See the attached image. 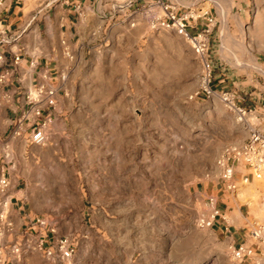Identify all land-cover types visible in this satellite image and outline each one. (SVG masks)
<instances>
[{
    "label": "rangeland",
    "instance_id": "1",
    "mask_svg": "<svg viewBox=\"0 0 264 264\" xmlns=\"http://www.w3.org/2000/svg\"><path fill=\"white\" fill-rule=\"evenodd\" d=\"M249 8L243 21L223 17L210 97L199 93L204 59L176 30L143 12H81L83 43L62 72L69 123L44 159L25 162L38 212L76 244L65 264H264L238 258L207 224L202 191L218 182L224 151L250 135L229 102L264 125V0ZM248 186L264 208V180ZM255 216L250 227L264 209ZM14 264L58 263L33 248Z\"/></svg>",
    "mask_w": 264,
    "mask_h": 264
},
{
    "label": "crops",
    "instance_id": "2",
    "mask_svg": "<svg viewBox=\"0 0 264 264\" xmlns=\"http://www.w3.org/2000/svg\"><path fill=\"white\" fill-rule=\"evenodd\" d=\"M170 1L181 4L177 7L180 15L195 0H0V54L3 56L0 71L9 72L4 87L7 99H0L3 114L0 127V178L5 175L10 183L6 194L0 199V210L7 212L13 223L12 234L6 233L2 239V258L6 264H14L27 250L23 249L20 255L14 256L11 252L13 243L24 247L26 241L37 243L41 239L35 219L45 215L38 212L37 190L30 183V172L25 162L44 159V152L48 150L45 147L54 145L69 123L71 111L66 106L69 95L65 86L66 77L62 72L66 62L72 61L74 49L83 43L79 11L100 8L103 14H108L110 9L129 13L138 6L156 7L159 3ZM197 1L215 20L208 36L210 57V50L216 47V39H222L223 17L230 24L229 18L243 21V18L255 12L249 8L250 0H224L230 6L226 11L221 6L223 0ZM257 17L262 16L258 13ZM194 24L195 28L191 29L193 33L202 30L207 22L200 18ZM17 56L20 61L16 64L14 60ZM46 71L52 72L45 85L55 89L57 104L49 129L51 141L46 146H38L22 136H14L13 132L18 120L24 123V132H30L32 124L39 119L34 116L38 107H41L44 116L49 113L46 106L27 101L28 92L36 88ZM246 173L240 167L236 174L237 180L240 181ZM255 181L240 183L234 192L227 190L220 180L202 188L203 192H210L217 197L221 217L213 229L233 248L239 247L247 239L246 234L255 214L263 215L264 208L258 203L259 196L248 186ZM2 202L6 205L3 206ZM52 238L53 234L50 233L49 239L45 240V247L50 246Z\"/></svg>",
    "mask_w": 264,
    "mask_h": 264
},
{
    "label": "built area",
    "instance_id": "3",
    "mask_svg": "<svg viewBox=\"0 0 264 264\" xmlns=\"http://www.w3.org/2000/svg\"><path fill=\"white\" fill-rule=\"evenodd\" d=\"M178 5L181 4H175L171 1L168 3H159L156 7L145 5L142 6L141 9H134V11L130 12V16L136 17V14L143 12L153 28L176 30L192 44L196 53L204 59L206 73L205 82L199 93L210 97L215 92L211 86L213 60L208 52V36L211 33V27L215 20L207 10L201 9L199 14L196 12L197 6L199 5V1L197 0L188 7L186 12L180 15L177 12ZM80 14L81 11H79V15ZM200 18L205 19L207 24L202 30L193 33L191 31V29L195 28L193 23ZM132 25H134V23ZM2 60L3 56L0 54V64ZM19 61L20 57H15L14 62L17 64ZM51 75L52 72L50 71H46L42 74V81L37 84L34 90L29 91L27 94V101L29 103L37 106L44 105L50 110L49 113L44 116L41 107H38L34 116L39 119L32 124V130L30 132H24V123L22 120H18L16 129L13 132L14 136H22L28 139L32 144L38 146H46L51 141L49 129L57 104L55 89L45 85V81L50 79ZM8 79L9 72L7 70L0 71V99H7L4 87ZM225 100L229 102L228 98H225ZM229 105L231 110L241 121H246L248 116H252L255 113L254 110H247L236 106L231 101ZM254 115L255 116L251 118L256 123L250 128L251 131L248 139L241 145L227 148L218 162L221 169L219 180L222 181L224 187L231 192L238 190L240 183L247 184L250 180H264V125L261 124L260 115ZM240 167L244 168L247 173L245 176H242L239 181L236 178V174L239 172ZM9 185V179L5 175H2L0 178V199L6 194ZM206 202L211 210V220L207 224L214 226L218 218L221 217V212L217 206L218 199L211 193L207 194ZM2 205L5 206L6 203L2 202ZM51 222L52 221L47 216L37 217L35 219V226L41 235L40 242L26 241L24 247L18 243H13L11 246L12 254L17 256L22 253L23 249L28 250L34 248L41 251L48 259L58 264L70 262L73 258L76 244L68 237L56 235L55 230L51 226ZM12 231L13 223L9 220L8 213L4 210H0V264H6L5 260L2 258L3 236L6 233L12 234ZM50 233L53 234V238L50 240V246L45 247V240L49 239ZM246 236L247 239L243 244L237 248H233L235 255L240 259H253L258 257L264 262V219L251 226Z\"/></svg>",
    "mask_w": 264,
    "mask_h": 264
},
{
    "label": "bare ground",
    "instance_id": "4",
    "mask_svg": "<svg viewBox=\"0 0 264 264\" xmlns=\"http://www.w3.org/2000/svg\"><path fill=\"white\" fill-rule=\"evenodd\" d=\"M259 70L262 71V73H264V70L261 69V67H259ZM238 120H240V119H238ZM245 122H246L245 124L248 125L250 128H252L253 125L256 123L253 119H247Z\"/></svg>",
    "mask_w": 264,
    "mask_h": 264
}]
</instances>
